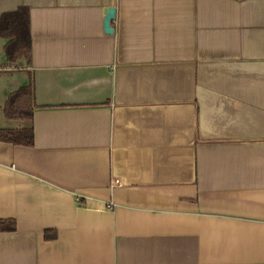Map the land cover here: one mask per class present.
<instances>
[{
	"label": "crops",
	"instance_id": "crops-1",
	"mask_svg": "<svg viewBox=\"0 0 264 264\" xmlns=\"http://www.w3.org/2000/svg\"><path fill=\"white\" fill-rule=\"evenodd\" d=\"M23 7L0 128L35 143L0 141V264H264V0H0V18ZM30 84L33 122L8 119Z\"/></svg>",
	"mask_w": 264,
	"mask_h": 264
},
{
	"label": "trees",
	"instance_id": "trees-1",
	"mask_svg": "<svg viewBox=\"0 0 264 264\" xmlns=\"http://www.w3.org/2000/svg\"><path fill=\"white\" fill-rule=\"evenodd\" d=\"M0 38L6 40V54L8 60L17 63L21 60H31V31L30 14L28 8L8 12L0 18ZM35 95L33 85L22 87L12 93L5 105L4 112L8 119L33 122L35 111ZM0 141L14 145L31 147L35 143L33 126L23 128H0ZM17 228L13 219L0 221V234L12 232ZM47 240L57 238L56 232L47 231Z\"/></svg>",
	"mask_w": 264,
	"mask_h": 264
},
{
	"label": "water",
	"instance_id": "water-1",
	"mask_svg": "<svg viewBox=\"0 0 264 264\" xmlns=\"http://www.w3.org/2000/svg\"><path fill=\"white\" fill-rule=\"evenodd\" d=\"M115 16H116V9L114 7H111L106 10V15L104 19L105 33L107 34L114 33V28L112 27V21L115 19Z\"/></svg>",
	"mask_w": 264,
	"mask_h": 264
},
{
	"label": "built area",
	"instance_id": "built-area-1",
	"mask_svg": "<svg viewBox=\"0 0 264 264\" xmlns=\"http://www.w3.org/2000/svg\"><path fill=\"white\" fill-rule=\"evenodd\" d=\"M115 184H119V181H118V180H116V181H115Z\"/></svg>",
	"mask_w": 264,
	"mask_h": 264
}]
</instances>
